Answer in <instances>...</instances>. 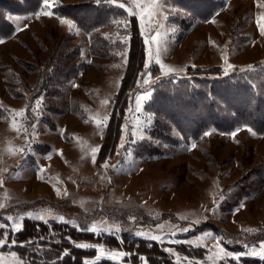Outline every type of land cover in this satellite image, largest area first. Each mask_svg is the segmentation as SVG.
Wrapping results in <instances>:
<instances>
[{
    "label": "rangeland",
    "instance_id": "rangeland-1",
    "mask_svg": "<svg viewBox=\"0 0 264 264\" xmlns=\"http://www.w3.org/2000/svg\"><path fill=\"white\" fill-rule=\"evenodd\" d=\"M40 1L37 10L10 13L14 30L0 38V212L5 211L0 213V229L13 230L16 223L31 219L77 230L95 226L94 234L126 233L149 241L147 237L157 235L162 242H155L170 249L180 264H230L248 246L259 251L264 242V181L237 205L221 203L225 188L264 158V133L240 124L226 132L209 126L198 136L183 135L182 128L171 125L173 119L153 111L152 105L153 86L166 78H187L196 89L194 79L218 80L264 68V35L257 26L264 0H158L154 22L141 36L144 42L158 33L159 43H144L142 69L125 106L117 146L100 161L99 149L128 63L129 16L106 0H56L52 16H38L44 4ZM83 3L113 5L119 11L106 19L104 13L92 18L88 7L58 15L59 4ZM117 3L130 6L129 0ZM131 17L141 34L138 18ZM149 46L153 58L146 72ZM157 48L160 64L155 62ZM228 64L232 67L225 74ZM161 65L175 71L164 72ZM213 67L219 72H192ZM146 91L151 98L137 112L136 97ZM21 110L24 115L16 117ZM179 114L173 113L174 121L182 125ZM104 117L106 125L98 126ZM141 144L152 153L141 155ZM93 148L98 149L95 161ZM6 237L0 238L6 241L0 247V264H23ZM179 244L202 248L204 254L183 255L173 246ZM218 244L227 253L223 259L217 258ZM95 246L90 248L97 252L102 245ZM97 255L87 261L97 260ZM100 259L113 261L108 255Z\"/></svg>",
    "mask_w": 264,
    "mask_h": 264
},
{
    "label": "trees",
    "instance_id": "trees-1",
    "mask_svg": "<svg viewBox=\"0 0 264 264\" xmlns=\"http://www.w3.org/2000/svg\"><path fill=\"white\" fill-rule=\"evenodd\" d=\"M28 2L32 4L29 5ZM40 2V0H0V38L9 37L14 30L7 17L10 13L37 10L40 8ZM58 6V15L62 16L78 13L85 7H88L87 12L92 18H96L98 13H104L102 18L106 19L113 11H119L116 6L107 4L95 6L83 3L59 4ZM127 19L128 22L130 21L129 24L131 23L128 30L130 36L128 63L105 128L103 142L98 153L99 161L111 156L117 146L121 135V122L125 116V106L144 61V42L135 18L129 16ZM70 69L73 70L72 67ZM192 72L216 74L219 69L197 68ZM194 80L197 82L196 89L190 86L193 84L187 78L179 80L166 78L158 81L153 86L152 110L163 112L164 117L173 119L172 126L182 128L179 130L183 135L191 132L192 137L198 136L209 126H215L216 129L226 132L240 124L253 129L257 134L264 133V68L247 75L231 74L218 80ZM55 81L57 82L56 79ZM171 100L174 102L170 103ZM174 112L180 113L182 125L174 121ZM141 145L139 146L141 155L152 153V149H148V146ZM240 180L225 188V192L227 189L228 192L221 203L222 207L237 205L249 190L254 189L258 186L257 184H262L264 158ZM5 233L8 243L16 242L9 248L18 254L23 264H84L87 259L94 258L97 252L95 248H77L74 243L80 241L102 245L127 254L120 262L99 259L88 262V264H180L165 250L164 245L155 241L130 237L126 233L120 236L94 234L77 230L67 224L45 223L31 219L23 221L20 231L0 229V238ZM173 246L178 252L189 257H200L204 254L202 248L185 244ZM65 252L68 253L67 256L63 255ZM62 256L63 259L60 258ZM230 264H264V260L243 257L239 261L231 260Z\"/></svg>",
    "mask_w": 264,
    "mask_h": 264
},
{
    "label": "snow or ice",
    "instance_id": "snow-or-ice-1",
    "mask_svg": "<svg viewBox=\"0 0 264 264\" xmlns=\"http://www.w3.org/2000/svg\"><path fill=\"white\" fill-rule=\"evenodd\" d=\"M56 0H44V4H43V9L41 10L40 13H38L37 15H43V16H52L53 13L51 11V9L53 8V5L55 4ZM106 2L108 4H116L117 7L119 8H124L125 11L127 12L128 16H136L140 22V29H141V35H144V32L146 30V27L148 24L153 23L154 22V17H155V9L158 5V0H149V2L147 4L143 3V0H129L130 2V6L125 8V4L124 3H117V0H106ZM100 3V0H97V4ZM133 8L136 9V11H133ZM262 21H264V16L259 17L257 19V26L259 28L260 34L264 35V23H262ZM66 21H61V23H65ZM123 23L127 26V21H123ZM158 33L157 35H154L150 38H145L144 43L145 45H151V44H156L158 45V39H157ZM0 43H3V41H0ZM146 52H147V56H148V61L145 62V70L147 72L148 68H149V62L152 60L153 58V49L152 47H147L146 48ZM159 49L157 48V55H156V60L155 62L157 64H160V60H159ZM127 56V53L125 52V57ZM231 65L228 64L227 68L225 69V74H227V71L229 69H231ZM161 69L164 72H173L175 71V69H171V68H167L165 69L163 67V65H161ZM144 84H148L149 80L148 79H144L143 80ZM152 93L150 91H146L143 95H139L136 97V111L139 112L141 110V102L147 101L151 98ZM105 104H107V101H104ZM37 104H39V100L37 101ZM16 117H22L24 115V111L21 110L20 112H16L14 114ZM108 117H104L103 121L98 120L97 121V125L99 126L101 123H104L106 125ZM15 123V121H14ZM249 132H251V129H248ZM253 135H255V133H252ZM205 136L209 135V133H205ZM232 137L236 136V133L233 132L231 133ZM132 142H135L134 140ZM123 147V145H122ZM193 147H195V145H193ZM93 152V161H95V154L98 152V149L93 148L92 149ZM104 167H107V165L105 164ZM41 172H43V169H40ZM3 181H0V184H2ZM59 194V193H58ZM64 195H67V192L64 193ZM0 207H3V205H0ZM241 207H243V205H241ZM38 219H42L40 217H38ZM61 221L67 223V221H64L63 217H61ZM22 230V225L20 223H16L15 227L13 228V231H20ZM81 231H88V232H92L95 233L96 232V227H86V228H81L79 229ZM118 230V229H117ZM184 231H187L188 229H183ZM138 236L141 235V233H136ZM148 239H151L153 241H161L162 242V238L160 236L157 235H152L147 237ZM70 239V238H69ZM6 241L0 239V247H3L5 245ZM13 244H15L16 242L13 241ZM176 243H179V241H176ZM75 246L77 248L80 249H86V248H90V247H96L95 245H91V244H87V243H76ZM218 247V252H217V258L218 259H223L224 257L227 256V253L224 251L223 248H219V244L217 245ZM249 250L246 253H240V254H234L233 255V259L239 261L240 257L243 255H248V256H253V257H259L261 260H264V242H261L259 245V251L256 250L255 246H248ZM166 251H171L170 249H166ZM98 255L96 257L97 260H99L101 257H104L105 255H108L113 261H117L120 260L121 258L125 257L127 254L123 251H112L109 250L108 252H106L105 247L104 246H100L97 249ZM15 255V254H13ZM64 256H67L68 253L65 252L63 254ZM61 259H63V256L60 257ZM143 259V258H141ZM84 264H88V261H85Z\"/></svg>",
    "mask_w": 264,
    "mask_h": 264
}]
</instances>
